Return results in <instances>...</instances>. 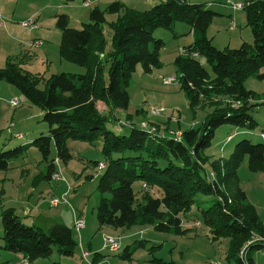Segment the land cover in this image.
<instances>
[{"label": "trees", "instance_id": "trees-1", "mask_svg": "<svg viewBox=\"0 0 264 264\" xmlns=\"http://www.w3.org/2000/svg\"><path fill=\"white\" fill-rule=\"evenodd\" d=\"M242 9L252 42L218 49L206 37L216 13L201 3L161 0L150 9L139 11L123 7L118 1L112 2L107 11L117 15L112 22L113 51L109 54L106 81L102 77L106 57H99L104 13L93 7L89 12L90 22L81 29L69 27L67 16L58 14L60 55L82 67L83 72L53 73L46 79L45 89L40 90L36 87L37 77L10 60L0 68V81L12 84L38 106L41 120L47 124L46 133H40L28 144L37 148L45 162L42 177L51 180L57 171L56 161L67 163L72 158L67 140H98L102 161H92V164L97 171H102L96 205L100 226L123 229L148 225L157 232L179 235L187 231L180 215L196 205L210 236L229 238L224 263L253 264L250 250L264 246V224L239 186L237 169L245 157L250 171L264 167V140L253 143L241 139L234 144L228 158L209 160L203 154L221 125L246 129L257 126L251 114L257 103L250 102L253 93L245 88L244 81L250 75L264 77L258 72L264 66V0H248ZM176 21L188 24L193 34L192 42L174 59L180 87L191 108L198 100L212 108L199 125L195 126L197 122L192 121L179 140L168 133L167 121L163 125L151 122L147 126L156 129L151 133L133 122L131 115H125L123 120L117 116V110L124 111L128 106L127 88L136 66L140 64L144 72L159 66V51L164 42L153 36L154 31L172 30ZM198 57L205 59L208 69L200 64ZM98 101L105 105L106 113L97 108ZM160 130L164 132L161 134ZM229 136L232 138L233 134ZM25 146L7 151L0 148V169H6L8 161L21 154ZM51 147L55 151L52 158ZM207 163L210 170L205 169ZM211 173L213 177L209 176ZM135 181L140 183V200L133 189ZM200 195L212 196V203L201 206ZM0 217V248L21 254L28 262L50 256L53 247L60 256L75 254L78 244L68 226L56 224L43 230L26 225L13 207L2 209ZM196 223L199 226V221L194 226ZM139 247H145L144 239L134 242L133 247L125 246L120 258L129 259ZM79 252L89 264H94L95 258L101 255L98 250L94 251L90 261L88 249H79ZM148 262L175 264L155 256Z\"/></svg>", "mask_w": 264, "mask_h": 264}, {"label": "rangeland", "instance_id": "rangeland-1", "mask_svg": "<svg viewBox=\"0 0 264 264\" xmlns=\"http://www.w3.org/2000/svg\"><path fill=\"white\" fill-rule=\"evenodd\" d=\"M84 1L86 0H0V12H3L0 13V68L10 60L24 71L35 75L36 87L40 90L45 89L46 79L53 73L83 72L82 67L60 55L58 46L61 32L57 28L56 19L58 14H65L69 27L81 29L83 24L90 22V10L97 7L105 17L99 57H106L102 63V77L106 81L109 54L113 51L112 22L117 15L108 12V6L118 1L123 7L144 11L161 0H87L88 5H84ZM186 1L204 3L206 8L216 13L206 30V37L216 48H236L243 41L252 42L243 9L232 8V5L244 4L248 0ZM27 20L32 21L37 28L29 29L23 24ZM153 36L164 42L159 51V66L150 72H144L140 64L136 66L127 88L128 106L124 111L119 110L118 118L123 120L125 115H131L133 122H144L147 125L151 122L163 125L167 121L169 129L180 128L181 131L190 128L191 121L197 122L195 126L199 125L212 108L202 105L199 100L193 108L190 107L188 97L180 87L179 73L174 63L176 56L182 54L184 47L193 40L190 26L176 21L172 30L157 28ZM37 38L43 44L33 46L32 43ZM197 59L208 69L204 58ZM258 72L264 75V66L259 67ZM170 76L175 80L164 83ZM244 86L253 93L250 102L257 103L251 112L257 126L246 129L229 124L221 125L215 131L210 146L203 151L209 160L228 158L234 144L241 139H249L253 143L263 142L259 133L264 130V77L250 75L245 79ZM12 101L16 102L14 106L11 105ZM97 105L104 109L101 102H97ZM39 111V107L29 102L16 87L0 81V148L7 151L27 145L21 154L8 161L6 169H0V212L4 208L13 207L19 216L29 214L28 222H33L43 230L48 229L50 224L68 226L78 245L72 257L58 255L53 247L50 256L31 262L22 260L21 254L0 248V264H89L81 258L79 249H88L90 254L87 259L90 261L93 252L98 250L101 255L95 258L94 264H150L148 261L153 256L175 264H225L229 238L213 239L202 223L196 205L180 215L183 228L187 231L179 235L157 232L148 225H134L123 229L100 226L96 218V205L99 198L98 178L102 171H97L92 161H102L101 142L67 140L72 158L67 163L57 161L59 181L47 180L42 177L45 162L40 152L36 147L28 145L40 133L47 131V124L41 120ZM231 134L232 138L227 141V136ZM54 153V148L51 147V158ZM205 169L210 170L209 163ZM87 175L92 178L86 179ZM237 176L240 188L264 224V167L255 172L250 171L245 157L238 166ZM133 189L136 198L142 199L141 192H138L139 182L133 183ZM51 198L58 199L59 205L50 206ZM199 201L201 206L206 207L212 203V196L200 195ZM75 218L84 221L82 229H75ZM195 221H199V226H194ZM1 236L0 217V245ZM104 236L119 237L121 247L117 253L102 250ZM141 239L145 240L144 248L134 249L129 259L120 258L119 254L125 246L133 247L134 242ZM250 254L253 264H264V246L259 250H250Z\"/></svg>", "mask_w": 264, "mask_h": 264}, {"label": "built area", "instance_id": "built-area-1", "mask_svg": "<svg viewBox=\"0 0 264 264\" xmlns=\"http://www.w3.org/2000/svg\"><path fill=\"white\" fill-rule=\"evenodd\" d=\"M83 4L84 5H88V2L87 1H84ZM243 6H244V4L238 3L236 5H232V8L233 9H242ZM1 23H2V21L0 20V24ZM23 24L26 25V26H28L29 29H31V30L37 28V26L32 21H30V20H27V21L23 22ZM42 44H43V42L40 39H36L32 43L33 46H40ZM174 80H175V78L172 77V76H170V77H168V78H166L164 80V83H167L168 84V83L173 82ZM15 103H16L15 101H12L11 102V105L14 106ZM154 112L155 113H158L157 110H154ZM139 125H140V127L144 128L146 131L151 132V133L152 132H155V130H156L154 126H147V124H145L144 122H141ZM167 131H168V133L172 134L178 140L182 137V131H181L180 128H178L177 130L169 129ZM163 132H164L163 130H160V133L161 134ZM259 135L262 138V140H264V132H260ZM230 138H231V136L227 137V141ZM56 165H57V161H56ZM99 166H102V164H99ZM209 176L210 177H213L214 175L211 173ZM51 180H53V181H59L60 180V174L56 171L55 173H53L51 175ZM59 203H60V201L58 199H55V198H51L49 200V204L52 207L58 206ZM195 225L197 226L198 223H196ZM74 227H75L76 230L82 229L84 227V221H82L79 218H75L74 219ZM120 247H121V243H120L119 237L104 236L103 243H102V248L103 249H106L109 252H116V251H118L120 249ZM243 250L244 249L241 250V252H240L241 254L243 253ZM83 255H86V252H84ZM214 264H217V263H214Z\"/></svg>", "mask_w": 264, "mask_h": 264}, {"label": "crops", "instance_id": "crops-1", "mask_svg": "<svg viewBox=\"0 0 264 264\" xmlns=\"http://www.w3.org/2000/svg\"><path fill=\"white\" fill-rule=\"evenodd\" d=\"M192 3V2H191ZM204 4V3H203ZM0 13H3V12H0ZM38 39V38H37ZM98 102H100V101H98ZM99 104V103H98ZM101 104H102V107H104V109L103 108H101V105H97V108L99 109V110H101V111H106V107H105V105L101 102ZM99 106H100V108H99ZM40 112V111H39ZM120 112H119V110H117V114H119ZM191 124H192V121H191ZM18 215V214H17ZM19 216V215H18ZM30 215L29 214H24L23 216H20V218L22 219V221L26 224V223H29L30 225H35L33 222H28V220H27V217H29ZM23 218L25 219V220H23ZM54 225H56V224H50V226L48 227V229L49 228H51L52 226H54ZM35 226H37V225H35ZM48 229H46V230H48ZM22 256V255H21ZM22 260H24V258L22 257Z\"/></svg>", "mask_w": 264, "mask_h": 264}]
</instances>
